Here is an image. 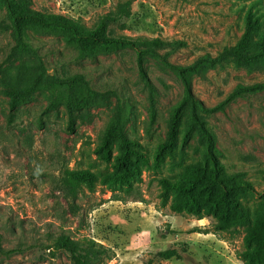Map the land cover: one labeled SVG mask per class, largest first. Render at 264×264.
Masks as SVG:
<instances>
[{
  "label": "rangeland",
  "instance_id": "rangeland-1",
  "mask_svg": "<svg viewBox=\"0 0 264 264\" xmlns=\"http://www.w3.org/2000/svg\"><path fill=\"white\" fill-rule=\"evenodd\" d=\"M127 2L131 4L127 27L113 25L111 35L183 42L186 46L168 59L174 65H188L235 46L249 14L264 24V0H31L30 9L80 20L92 28ZM6 19V10L0 8V264H73L68 254L52 247L61 233L108 247L111 258L95 264H245L239 255L246 250L247 228L217 233L212 217L198 220L173 212V198L166 206L161 203L159 180H175L192 164L206 165L209 137L228 175H242L251 183L239 196L253 219L263 211L264 92L238 98L223 111L211 109L236 86L264 82V66L250 72L228 63L194 76L192 93L202 129L195 128L185 138L192 124V108L186 107L175 151L156 169L157 147L166 139L171 113L185 92L173 70L146 58L147 77L156 89L152 119L149 90L139 76L134 50L81 60L60 34L29 30V42L49 76L83 73L108 97L90 110L91 121L78 122L74 133L68 131L64 106L46 112L56 99L46 89L11 117L3 95L4 69L15 73L22 62L32 63L34 58L13 54L16 42ZM118 104L126 105L127 134L142 146L150 166L144 168L142 181L130 188L113 189L97 182L93 192L83 187L77 197H70L62 184L67 170H89L99 179L112 172L94 151ZM174 244L179 245L181 259L163 261L157 256Z\"/></svg>",
  "mask_w": 264,
  "mask_h": 264
},
{
  "label": "trees",
  "instance_id": "trees-1",
  "mask_svg": "<svg viewBox=\"0 0 264 264\" xmlns=\"http://www.w3.org/2000/svg\"><path fill=\"white\" fill-rule=\"evenodd\" d=\"M30 4L31 0H0V8L6 10V20L11 25L16 42L12 49L13 54L32 57L35 61L22 62L17 66L15 73L9 68L4 69L3 95L8 98L11 117L21 105L31 101L39 91L46 89L56 97L46 108V112L64 106L68 131L74 133L78 122L91 121L90 110L108 97V94L95 90L83 73L66 77L49 76L45 63L29 42V30L60 34L66 46L74 49L77 58L81 60H92L98 55L132 49L136 53L139 76L149 90L152 119L156 113V89L147 77L146 58L160 60L173 70L184 85V96L171 113L166 139L157 147L153 162L156 169L160 168L166 157L175 151L186 107L192 108V124L185 138H188L195 128L201 126L197 115L199 106L192 93L194 76L228 63L250 72L264 66V24L251 14L248 15L245 31L235 46L224 47L215 56L211 54L200 56L188 65H174L169 63L168 59L186 46L183 42L111 35L113 25L122 29L127 27V22L131 18V4L128 2L118 6L114 12L102 16L92 28L70 17L38 13L30 9ZM162 51L165 53L162 54ZM262 92L264 82L238 85L211 111H223L225 106L238 98ZM125 108L126 105L118 104L115 116L109 122L94 151L97 159L109 165L112 172L99 179L89 170H67L62 184L70 197H77L83 187L93 192L97 182L114 189L130 188L134 183L142 181L144 168L149 167L151 163L142 146L127 134L129 119ZM206 140L208 163L187 166L175 180L161 178L159 180L161 203L166 206L173 198L170 209L175 213H185L198 220L212 217L215 220L213 231L217 233L237 232L240 228H247L244 237L246 250L239 257L245 264H264V196L263 211L253 219L250 208L241 202L239 196L241 191L251 188V183L243 181L242 175H228L227 166L214 155L215 146L212 139L206 137ZM178 246L174 244L171 248L159 252L157 256L163 261L181 259ZM52 247L55 251L68 254L73 264H95L101 262L104 257L111 258L110 249L105 245L94 240H74L65 233L53 239Z\"/></svg>",
  "mask_w": 264,
  "mask_h": 264
},
{
  "label": "crops",
  "instance_id": "crops-1",
  "mask_svg": "<svg viewBox=\"0 0 264 264\" xmlns=\"http://www.w3.org/2000/svg\"><path fill=\"white\" fill-rule=\"evenodd\" d=\"M198 235L201 236L200 234H198ZM208 235H211V234H208ZM199 236H198V237H199ZM205 237H206V236L204 235V238H205Z\"/></svg>",
  "mask_w": 264,
  "mask_h": 264
}]
</instances>
